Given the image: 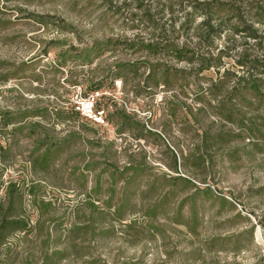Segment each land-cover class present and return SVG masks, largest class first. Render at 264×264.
I'll return each instance as SVG.
<instances>
[{
  "label": "rangeland",
  "instance_id": "374dc122",
  "mask_svg": "<svg viewBox=\"0 0 264 264\" xmlns=\"http://www.w3.org/2000/svg\"><path fill=\"white\" fill-rule=\"evenodd\" d=\"M189 2L192 0H173L171 4L166 0H0V113L19 116L47 108L53 113L60 110L66 117L72 107L79 112L78 118L63 125L53 117L30 118L19 124L23 130L17 132L16 126L3 128L0 120V147L7 150L0 165V202L5 207L11 199L29 228L11 234L0 247V264H264L261 144L253 146L249 140L237 138L219 147L212 139L219 132L238 134L234 126L222 124L212 109L197 101L199 89L216 79L213 70L197 77L188 63L167 54L136 52L138 42L163 44L168 40L199 48L191 33H177V26L191 12ZM194 17L195 24L201 22L202 15ZM174 20L176 32L172 34L169 24ZM234 40L240 48L242 41ZM96 41H108V51L90 66L71 60L63 67L58 65L63 52L90 47ZM225 41L215 40L213 48L221 49ZM232 61L225 60L226 67H234ZM117 63L137 64V76L128 74L124 81L111 85L109 70ZM146 64H158L160 72L167 69L172 89H146ZM96 83L103 88L92 94L90 85ZM89 103L93 104L92 114L86 110ZM96 108L102 111L96 113ZM119 109L144 129L134 127L119 134L122 127L115 113ZM35 122L51 136L64 138L75 130L83 138L47 174L34 173L28 162L39 136L29 137ZM86 140L101 141V147L92 151L94 160L102 164L99 170L107 165L100 154L109 162L108 171L99 178L100 189L96 183L99 171H82L80 156L92 150ZM172 153L176 154L177 170L173 169ZM181 155L187 166L182 165ZM195 159L198 167L193 164ZM127 163L144 169L142 187L152 177L165 176L187 178L197 189H209L208 197L195 199V234L189 232L194 226L192 200L180 208L186 195L179 189L175 202L166 206L167 215L154 220L146 217L150 202L137 197L133 213L124 221L115 219L113 208L107 209L104 202L112 186V203L120 202L122 183L111 184L109 174ZM75 168L80 170L72 173ZM83 181L85 188L81 187ZM10 183L15 184L20 199L16 200V193L7 196ZM89 203L102 212L92 213ZM251 224L253 240L243 235L240 251L234 252L233 244L225 249L211 245V240L244 232Z\"/></svg>",
  "mask_w": 264,
  "mask_h": 264
},
{
  "label": "trees",
  "instance_id": "16d2710c",
  "mask_svg": "<svg viewBox=\"0 0 264 264\" xmlns=\"http://www.w3.org/2000/svg\"><path fill=\"white\" fill-rule=\"evenodd\" d=\"M166 1L171 4L173 0ZM188 5L191 7V12L187 14L185 21L177 26V33L179 31L187 35L191 33L199 48L191 47L189 42L176 44L173 40H168L163 44L138 42L136 52H144L153 56L161 53L167 54L176 61L188 63L190 70L197 77L204 72L213 70L216 79L211 80L207 88L199 89L200 94L197 96V101L212 109V113L222 124L234 126L238 130V134L219 132L212 139L219 147L237 138L247 139L253 146H256L255 143L258 142L262 147L258 149V152L264 156V0H192ZM196 13L202 15V20L198 24L194 22ZM175 23L174 20L169 24L172 34L176 32ZM236 37L242 41L240 48L235 46L236 40L234 39ZM221 39L226 40L224 47L219 50L214 49V41ZM108 45V41H96L90 47L80 49L72 47L71 50L62 53V61H59L58 65L63 67L71 60L73 62L78 61L82 66H90L108 51ZM133 45L130 44L129 46L133 47ZM201 45L204 46L201 47ZM225 60H233L234 67H226ZM136 66L135 63L115 64L113 69L109 70L112 77L110 84L113 85L118 80L124 81L128 74L137 76L139 68ZM158 67V64H146L147 74L143 80L145 88L152 90L163 86L164 89H172L169 71L165 69L160 72ZM90 87H92L90 88L92 94L99 93L103 88L98 83L91 84ZM84 96L87 97L88 94ZM99 111L102 110L95 109L96 113ZM115 113L119 115L120 123L118 125L122 127L119 134L134 127L144 129L125 110H115ZM78 116L79 112H76L74 107L66 117L60 110H55L53 113L47 108H43L40 111L27 112L19 116L12 115L10 112H1L0 120L3 128L10 125L16 126L14 131L17 132L23 130L22 125L19 124L30 118L47 119L53 117L56 123L63 125L68 119L78 118ZM30 127L29 137L39 135L28 160L34 173L47 174L64 153L83 142L80 133L75 130L69 132L64 138H58L54 135L51 136L39 122L31 124ZM41 135L43 136L41 137ZM203 138L207 140V134H204ZM85 143L89 144L92 150L89 152L90 154L80 156L83 158L82 171L88 174L99 171L96 175V183L97 188L100 189L99 178L108 171L109 162L104 156L105 154H100L99 157L105 158L104 163L107 165L99 170L102 164L94 160L96 155L92 151L101 147V141L86 140ZM108 146L111 147L113 144L109 143ZM6 153L7 150L0 147V165L5 160ZM172 158L173 169L177 170L176 154L172 153ZM181 159L182 165L185 166L186 158L181 155ZM197 161L198 159H195L193 164L198 167ZM77 170L80 169L75 168L72 173ZM142 177H144V169L140 165L131 163L125 164L121 169L115 167L109 174L111 184L115 185L119 181L122 183L120 202L117 205L112 203L115 194L113 186L108 191V199L104 202L107 209L113 208L115 219L124 221L127 214L133 213V201L137 197L150 202L144 212L146 217L154 220L160 214L167 215L166 206L169 207L171 203L175 202L176 191L179 189L180 193L186 195L184 200L180 202V208L187 200H192L190 216L194 226L189 227V232L195 234L197 222V211L194 208L195 199L199 195L208 197L211 193L209 189H197L187 178H167L165 176L152 177L150 182H146L142 187ZM84 185H86V181H83L81 187L85 188ZM166 187L168 189L163 192L162 190ZM158 190L160 191L159 194L157 193ZM260 191H264V186L260 188ZM6 192L10 198L16 193L14 195L16 200L20 199L15 184L10 183ZM88 206L92 213L98 212L100 214L102 212L98 211L93 203H89ZM28 230V222L20 214H17L11 199L5 207L3 202H0V247L5 244L11 234ZM253 233L254 226L251 224L250 228L244 232L227 238L211 240V245L225 249L226 245L233 244V251L238 252L244 248L239 245L240 238L247 235L252 242ZM56 254L60 255V253Z\"/></svg>",
  "mask_w": 264,
  "mask_h": 264
},
{
  "label": "built area",
  "instance_id": "2783aa9c",
  "mask_svg": "<svg viewBox=\"0 0 264 264\" xmlns=\"http://www.w3.org/2000/svg\"><path fill=\"white\" fill-rule=\"evenodd\" d=\"M92 106H93V104H92V103H89V104H88V107H87V109H86V110L89 111V112H88L89 114H92V110H91V109H92ZM95 117H96V120L103 122L102 119H101L100 117H97V116H95Z\"/></svg>",
  "mask_w": 264,
  "mask_h": 264
}]
</instances>
